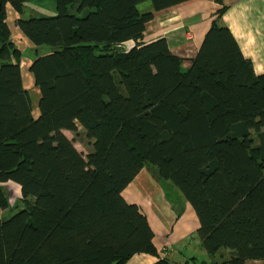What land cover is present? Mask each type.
<instances>
[{
  "label": "trees",
  "instance_id": "trees-1",
  "mask_svg": "<svg viewBox=\"0 0 264 264\" xmlns=\"http://www.w3.org/2000/svg\"><path fill=\"white\" fill-rule=\"evenodd\" d=\"M34 1L0 10V264H128L142 252L169 264L123 196L148 164L193 206L202 248L221 257L212 264H264V73L223 9L184 68L165 37L143 41L153 12L139 5L187 0H56L55 15L27 16ZM8 6L35 46L54 47L29 66L37 118Z\"/></svg>",
  "mask_w": 264,
  "mask_h": 264
},
{
  "label": "crops",
  "instance_id": "crops-1",
  "mask_svg": "<svg viewBox=\"0 0 264 264\" xmlns=\"http://www.w3.org/2000/svg\"><path fill=\"white\" fill-rule=\"evenodd\" d=\"M139 8L153 12V18L146 23L143 41L165 37L172 53L183 59L184 68L192 64L206 33L223 9L221 24L228 26L243 54L251 58L256 73H264V0H187L159 11L145 1ZM144 168L124 189L123 196L146 213L157 251L168 258L169 264H202V261L210 264L213 258L202 248L197 235L200 221L191 203L183 201L181 194L171 201L160 188L164 182L154 179ZM170 187L178 194L177 189ZM157 261V256L142 252L132 256L128 264ZM251 262L262 264L261 260H248L246 264Z\"/></svg>",
  "mask_w": 264,
  "mask_h": 264
},
{
  "label": "rangeland",
  "instance_id": "rangeland-1",
  "mask_svg": "<svg viewBox=\"0 0 264 264\" xmlns=\"http://www.w3.org/2000/svg\"><path fill=\"white\" fill-rule=\"evenodd\" d=\"M8 21L11 26L12 30V36L16 42V44L19 46V49L23 51V56L24 58L21 61V68H22V74L24 78V83L26 87L30 90V95L32 98V92L36 91L38 93V96L36 95V99L38 98V104L39 100L41 97V92L38 88H35L34 84V77L33 75L29 72V64L34 60L33 58L37 53L39 54H46L50 51L53 50L52 45L44 44L40 46H35L32 42L29 41V39L20 31L18 27L15 25V19L17 17V13L15 12L14 9H12L10 6H8ZM27 16H50V15H55L57 13V8H56V0H35L32 4L31 7L27 8L26 10ZM32 43V44H31ZM126 47H131L132 43H126ZM31 59V60H30ZM33 100V99H32ZM34 102V101H33ZM34 106V105H33ZM33 114L36 116L37 113H35V110H33ZM82 128L80 127L79 130ZM67 135L70 138H76L74 139L76 142L77 147L80 149V151L87 153V151L90 150L91 145L86 140L81 139L78 135L73 134L71 131H66ZM145 172H148L154 179H157V173H156V167L148 164L144 168ZM146 174V173H145ZM160 181V180H159ZM160 183V182H159ZM162 187V190H164V193H166L167 198H169L171 201L174 198H177L178 195H180V192L176 194V192L170 187V184L168 182L166 183H160ZM4 186L9 190L10 194V200L11 203H15L16 199H18L21 195L20 187L14 183V182H8L4 184ZM183 201L185 199L183 198ZM19 210V207H11L9 209V213H15L16 211ZM6 212V213H8ZM3 213V212H2ZM221 257L218 255L217 257L213 258L210 262V264L214 263L216 259H220ZM250 264H260L259 262L254 263L251 262Z\"/></svg>",
  "mask_w": 264,
  "mask_h": 264
},
{
  "label": "bare ground",
  "instance_id": "bare-ground-1",
  "mask_svg": "<svg viewBox=\"0 0 264 264\" xmlns=\"http://www.w3.org/2000/svg\"><path fill=\"white\" fill-rule=\"evenodd\" d=\"M36 95L38 96V93L36 91H33L32 92V99H33V104H34V110H35V113H37L36 115L39 114V104H38V98L36 99Z\"/></svg>",
  "mask_w": 264,
  "mask_h": 264
},
{
  "label": "water",
  "instance_id": "water-1",
  "mask_svg": "<svg viewBox=\"0 0 264 264\" xmlns=\"http://www.w3.org/2000/svg\"><path fill=\"white\" fill-rule=\"evenodd\" d=\"M1 8H2V0H0V10H1ZM123 47L122 46H116L115 47V49L116 50H120V49H122ZM30 66V65H29Z\"/></svg>",
  "mask_w": 264,
  "mask_h": 264
}]
</instances>
